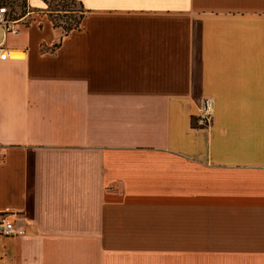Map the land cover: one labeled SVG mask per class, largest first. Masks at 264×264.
Here are the masks:
<instances>
[{
	"label": "crops",
	"instance_id": "obj_1",
	"mask_svg": "<svg viewBox=\"0 0 264 264\" xmlns=\"http://www.w3.org/2000/svg\"><path fill=\"white\" fill-rule=\"evenodd\" d=\"M76 1L0 28V264H264V0Z\"/></svg>",
	"mask_w": 264,
	"mask_h": 264
},
{
	"label": "built area",
	"instance_id": "obj_2",
	"mask_svg": "<svg viewBox=\"0 0 264 264\" xmlns=\"http://www.w3.org/2000/svg\"><path fill=\"white\" fill-rule=\"evenodd\" d=\"M4 4L0 5V28L4 34L16 33V22L19 19L11 16ZM3 54V48L0 46V56ZM214 100L212 97L204 98L201 109L196 116V126L199 128H208L213 122ZM14 214H0V235L19 236L24 234V229L18 228L14 224Z\"/></svg>",
	"mask_w": 264,
	"mask_h": 264
},
{
	"label": "rangeland",
	"instance_id": "obj_3",
	"mask_svg": "<svg viewBox=\"0 0 264 264\" xmlns=\"http://www.w3.org/2000/svg\"><path fill=\"white\" fill-rule=\"evenodd\" d=\"M67 4V5H66ZM63 3L48 1L44 4L43 11L47 14L50 20H53L56 24L67 26L77 14L73 10H79L78 4ZM69 11H64L68 10ZM28 10L27 5L17 0L11 4V9L9 10L11 16L17 17ZM59 10V11H58Z\"/></svg>",
	"mask_w": 264,
	"mask_h": 264
},
{
	"label": "trees",
	"instance_id": "obj_4",
	"mask_svg": "<svg viewBox=\"0 0 264 264\" xmlns=\"http://www.w3.org/2000/svg\"><path fill=\"white\" fill-rule=\"evenodd\" d=\"M16 1L17 0H15L14 2H16ZM19 1H21L22 3L25 4V0H19ZM43 1H44V3L48 2V1L49 2L50 1L60 2V3H63L64 6L67 5L66 4L67 2L70 3V4H74V3L78 4L79 7H80V9L79 10H73L77 15L74 18L71 19L72 22H70L67 26H64V25L62 26L60 24H56L53 20H51V21H52L53 26L55 28H58L59 30H61V32L65 33V34L68 33L69 31H71V30L76 29V28L79 27V24H80V22H81V20L83 18V14H84V12H83V6H82V4L80 2H78L76 0H43ZM10 7H11V5H10ZM64 11H69V9L68 10H64Z\"/></svg>",
	"mask_w": 264,
	"mask_h": 264
}]
</instances>
